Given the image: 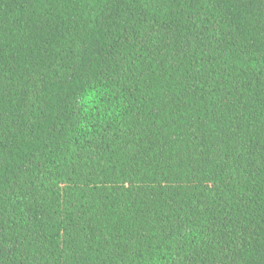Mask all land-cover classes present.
<instances>
[{"label":"trees","instance_id":"16d2710c","mask_svg":"<svg viewBox=\"0 0 264 264\" xmlns=\"http://www.w3.org/2000/svg\"><path fill=\"white\" fill-rule=\"evenodd\" d=\"M0 264H264V0H0Z\"/></svg>","mask_w":264,"mask_h":264}]
</instances>
